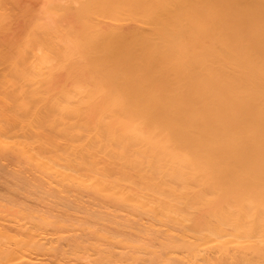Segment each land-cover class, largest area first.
<instances>
[{"label": "bare ground", "instance_id": "6f19581e", "mask_svg": "<svg viewBox=\"0 0 264 264\" xmlns=\"http://www.w3.org/2000/svg\"><path fill=\"white\" fill-rule=\"evenodd\" d=\"M0 264H264V0H0Z\"/></svg>", "mask_w": 264, "mask_h": 264}]
</instances>
